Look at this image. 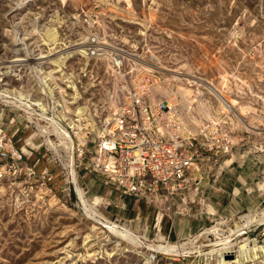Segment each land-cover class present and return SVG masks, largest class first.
<instances>
[{
	"label": "rangeland",
	"instance_id": "374dc122",
	"mask_svg": "<svg viewBox=\"0 0 264 264\" xmlns=\"http://www.w3.org/2000/svg\"><path fill=\"white\" fill-rule=\"evenodd\" d=\"M91 39L170 70L174 85L190 90L188 97L197 100V126L223 108L216 94L203 90V81H209L242 116V121L232 120L236 128L242 127L241 147L264 150V0H0V92L38 93L32 81L35 54L73 49ZM73 59L69 62L74 69H69L75 72L80 64ZM84 66L95 82L79 90L81 98L67 108L72 116L60 121L76 132L88 125L96 131L109 83L107 61L88 60ZM62 75L59 71L60 79ZM196 77L200 82L193 83ZM227 78L230 85L223 89ZM40 139L56 161L61 156V163H66L63 151L50 149L49 142L57 143L53 137ZM54 166L53 190H44L42 200L33 198L34 188L32 198L24 201L23 186L0 181V264H143L147 242L128 227L138 240L129 244L86 216L73 187L64 191L59 167ZM86 198L105 217L103 206ZM247 215L253 222L244 227ZM115 223L125 228L129 224ZM206 227L223 230L211 243L232 244L231 254L209 264H264V205L228 223L209 222Z\"/></svg>",
	"mask_w": 264,
	"mask_h": 264
},
{
	"label": "built area",
	"instance_id": "2783aa9c",
	"mask_svg": "<svg viewBox=\"0 0 264 264\" xmlns=\"http://www.w3.org/2000/svg\"><path fill=\"white\" fill-rule=\"evenodd\" d=\"M71 57H74L73 63L80 64L75 72L70 70L74 69L70 66ZM33 60L36 67L32 81L39 92L19 90L13 96L8 94L0 98V103L17 110L41 138L53 137L57 141L52 143L54 148L49 147L58 153L63 151L66 163H61V156L56 161L48 148L46 150L52 163L59 167L66 186L64 191H70L72 186L76 192L75 186H79L76 175L80 171L100 175L122 195L142 200L155 208L154 237L160 233L165 216L190 214L193 202L189 192L197 191L198 180L194 173L200 171L201 165L209 164L218 169L221 159L234 151L232 120L237 117L242 121V116L209 81H201L203 90L216 94L223 108L197 126L194 123L200 117L194 108L197 100L190 96L188 102H183L170 70L146 61L134 52L91 39L76 44L73 49H50L45 56L35 54ZM54 60L58 61L57 65ZM88 60L107 61L109 83L96 131L88 125L76 132L66 122L63 127L60 121L70 119L68 106L77 103L81 98L80 91L95 82L86 67H81ZM20 61L23 66V60ZM59 71H63L62 79L58 77ZM70 71L73 73L65 77ZM196 80L193 83L200 82L197 77ZM224 82L222 88L226 89L230 85L228 78ZM237 83L239 97H242V81L238 79ZM72 92L73 95L69 94ZM54 93H57L56 97ZM73 117L77 121V112ZM27 150H32L29 141L16 148L10 138L0 132V181L23 186L24 201L32 198L34 188L37 193L33 198L42 200L46 194L44 190L52 192L54 176L47 170L37 172L29 165ZM80 188L87 200L86 191ZM75 194L78 196L77 192ZM200 205L214 226L231 220L208 211L204 201ZM221 228L204 227L175 242L168 238L148 240L139 237L148 246L173 248L162 252L146 246L143 264H209L214 259H223L232 252L221 249V242H210L215 235L221 236L217 232L223 231Z\"/></svg>",
	"mask_w": 264,
	"mask_h": 264
},
{
	"label": "crops",
	"instance_id": "0c3cea01",
	"mask_svg": "<svg viewBox=\"0 0 264 264\" xmlns=\"http://www.w3.org/2000/svg\"><path fill=\"white\" fill-rule=\"evenodd\" d=\"M232 129V139L236 144L233 153L221 159L218 169L202 164L200 171L194 173L198 183L197 191L189 192L193 202L190 204V214L174 215L173 218L165 216L160 233L155 237L153 226L156 210L153 206L122 195L114 186L106 184L98 174L82 172L78 183L86 191V197L103 206L101 211L105 217L99 213L101 217L113 223H129L127 228L130 227L139 237L148 240L168 238L175 242L197 233L209 224V218L202 212V201L209 211L231 220L245 213L256 212L264 205V150L242 148V127ZM0 132L10 138L16 148L23 147L25 141H29L32 150H27V163L37 172L47 170L54 173L55 166L40 136L17 110L2 103ZM89 204L95 209L94 205Z\"/></svg>",
	"mask_w": 264,
	"mask_h": 264
},
{
	"label": "bare ground",
	"instance_id": "6f19581e",
	"mask_svg": "<svg viewBox=\"0 0 264 264\" xmlns=\"http://www.w3.org/2000/svg\"><path fill=\"white\" fill-rule=\"evenodd\" d=\"M178 92L182 95L183 102L184 101L188 102V93L190 92V90L185 89V88H179ZM7 96H8L7 92H3V91L0 92V98H5ZM6 102H9V101L6 100ZM53 125L56 126V123H53ZM63 132L65 133V131H63ZM49 145L51 147H53L51 142H49ZM75 188H76V192H77V195L79 197V200L82 203V206L84 208L83 210H85L86 216H89L90 219L99 223L101 225V227L105 228L108 232H110L111 234H113L117 238H119L123 241H126L129 244H136L137 243L138 240H137L136 236L129 229L122 227L116 223L110 222V221L106 220L105 218L99 216V214L94 210V208L85 199L81 188L77 185L75 186ZM244 218L246 219L244 227H247L250 223L253 222L252 215H247ZM241 230H242V227L237 228V230L235 232H239ZM221 245H222L221 249H224V250H228L232 247L231 241L221 242ZM155 247L156 248H154V247H151V248L155 249V250L162 251V252H169V251L173 250L172 247L171 248L170 247H164V246H159V247L155 246ZM212 253H214V251Z\"/></svg>",
	"mask_w": 264,
	"mask_h": 264
}]
</instances>
